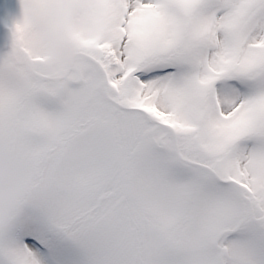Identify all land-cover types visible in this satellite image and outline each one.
I'll list each match as a JSON object with an SVG mask.
<instances>
[{"label":"rangeland","instance_id":"374dc122","mask_svg":"<svg viewBox=\"0 0 264 264\" xmlns=\"http://www.w3.org/2000/svg\"><path fill=\"white\" fill-rule=\"evenodd\" d=\"M139 262L264 264V0H0V264Z\"/></svg>","mask_w":264,"mask_h":264},{"label":"trees","instance_id":"16d2710c","mask_svg":"<svg viewBox=\"0 0 264 264\" xmlns=\"http://www.w3.org/2000/svg\"><path fill=\"white\" fill-rule=\"evenodd\" d=\"M113 122H114V123H113V124H114V125H113V127H114V131H116V130H117V127H118V121H117L116 119H114ZM116 135H117V134H115V136H116ZM65 137H67V136H65ZM65 137H64V138H65ZM64 140H65V139H63V141H64ZM118 178H119V177H118ZM97 205H98V202H97V204H94V206H93V209H94V210H97V209H96ZM137 244L140 245V243H139L138 241H137Z\"/></svg>","mask_w":264,"mask_h":264}]
</instances>
